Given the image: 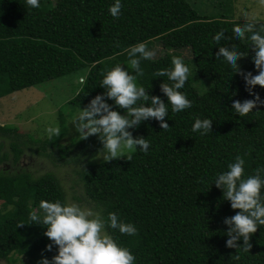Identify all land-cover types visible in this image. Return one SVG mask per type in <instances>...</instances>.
<instances>
[{"label":"trees","instance_id":"16d2710c","mask_svg":"<svg viewBox=\"0 0 264 264\" xmlns=\"http://www.w3.org/2000/svg\"><path fill=\"white\" fill-rule=\"evenodd\" d=\"M121 2V15L113 18L107 10L112 0H40V7L29 11L23 0H0V98L74 73L84 81L76 82L75 93L57 113L39 111L46 122L38 116L37 131L22 133L12 122L0 124V258L26 257L28 263L22 264H37L41 255L50 259L56 246L42 251L49 243L43 228L17 224L27 223L30 211L39 212L40 200L64 203L71 197L81 207L88 205L104 215L115 212L135 225V236L106 229L133 253L135 264H264V226L251 234L248 251L244 246H225L223 218L238 210L231 209L221 190L210 184L236 155L245 161V174L264 166V104L243 118L231 112L232 100L252 97L242 77L215 57L225 42L216 45L211 39L220 29L231 35L241 20L231 17L230 5L227 12L206 15L188 0ZM52 8L57 16L49 15ZM138 42L149 50L161 44L164 50L141 60L143 75L135 77V83L166 101L159 87L166 78L153 74L169 67L172 57H181L189 68L181 91L192 106L178 113L169 109L164 118L167 130L155 119L130 129L133 136L149 141L147 152L136 149L125 158L98 160L97 136L79 139L69 120L103 93L98 84L103 73L118 64L127 68V49ZM233 43L239 42L226 46ZM240 48L247 51L242 44ZM186 50L188 58L179 52ZM251 55L249 49L238 63L242 71L255 75ZM253 90L264 99V88L256 85ZM32 96L27 98L30 103ZM196 117L212 119L213 131L205 136L192 133ZM50 124L60 128V135L51 139L44 133ZM64 138L70 142L64 144ZM6 141L9 149L2 150ZM25 150L40 152L55 165H71L73 191L54 172L37 175L20 168ZM10 160L17 169L7 167Z\"/></svg>","mask_w":264,"mask_h":264},{"label":"clouds","instance_id":"9594fccd","mask_svg":"<svg viewBox=\"0 0 264 264\" xmlns=\"http://www.w3.org/2000/svg\"><path fill=\"white\" fill-rule=\"evenodd\" d=\"M23 7L26 11L38 9L40 0H23ZM121 8V0H112L108 14L118 18ZM225 33L224 29H220L211 39L216 45L225 42L217 47L215 57L227 64L233 74L242 77L245 91L252 97L243 101L232 100L231 112L243 118L257 104H264V99L253 90L256 85L264 88V22L244 11L240 25L232 27L231 35ZM230 41L239 43L226 46ZM241 44L246 47V52L241 51ZM249 49L252 51L253 66L258 70L255 75L251 71H242L238 63L248 55ZM153 55V51L143 42L129 47L127 68L118 64L103 73L98 83L103 93L92 97L84 107H79L69 120L79 139L97 136L101 147L96 157L102 161L125 158L127 152L136 149L147 152L149 141L140 135L133 136L130 129H136L142 121L155 119L160 129L167 130L169 125L164 118L168 117L169 109L172 113H178L192 106L191 100L181 91L189 74V68L181 57H172L169 67L158 69L153 74V78H166V82L162 80L159 85L166 101L159 96L149 95L147 88L135 83V77L143 75L141 60H150ZM83 82L81 77L80 83ZM190 130L205 136L213 131L212 119L196 117ZM44 133L51 139L60 135V128L50 124L45 126ZM126 159L131 160V157ZM244 164V159L236 155L227 164L226 170L214 175L210 184L221 190V197L229 202L231 209L238 210L223 218V224L227 226L223 233L227 237L225 246H244V250L248 251L251 234L256 232L258 226H264V166H257L251 174H245ZM31 179L35 181L38 176L34 175ZM38 208L39 212L33 210L28 213L27 223L17 224H36L43 228V236L49 243L42 251L50 252L56 246V252L50 259L41 255L37 264H135L133 253L106 231L110 229L126 236L137 234L135 225L120 219L115 212L104 215L75 202L45 199L39 201ZM238 240L243 243L237 244Z\"/></svg>","mask_w":264,"mask_h":264},{"label":"rangeland","instance_id":"374dc122","mask_svg":"<svg viewBox=\"0 0 264 264\" xmlns=\"http://www.w3.org/2000/svg\"><path fill=\"white\" fill-rule=\"evenodd\" d=\"M202 13L206 15H215L221 14L222 12H227L229 5L232 7L231 17L233 19L241 20V13L246 11L251 15H255L259 21L264 22V3H261V0H188ZM49 15L57 16L58 13L55 8H52L49 11ZM154 53L153 56H157L160 53H163L164 48L162 45H156L155 48L151 49ZM184 58L190 57L189 51H179ZM83 78V77H82ZM70 82H66V81ZM72 80V81H71ZM81 80L79 78V74H71L68 76H64L61 78H57L56 80L45 82L41 84L39 87H30L23 90L16 91L11 93L10 95L4 96L0 98V124H11L14 123L19 127V131L22 133H27L28 131H37L38 124L37 119L39 116V120L41 123H45L44 119L41 118L39 111L47 110L50 111L49 114L57 113V109L65 103L64 101L68 99V96L73 95L74 88L77 87L76 82ZM32 94L33 99L32 103L29 102L28 95ZM51 95L52 100L48 97ZM22 97L24 99H22ZM27 99V101H26ZM13 111V112H12ZM68 138L63 140V143H69ZM2 147V150H8L9 145L8 141ZM5 143V142H4ZM129 153V152H127ZM12 159V157L10 158ZM98 160L100 158H97ZM9 165L7 166L9 169H17V167L13 166L12 161H8ZM53 164L46 155L41 154L40 152L35 151H27L25 150L19 167L27 168L31 170L34 174L40 175L47 171L54 172L56 175L62 180L65 188L69 190L71 193V185L73 181H70V177L72 176L73 167L71 165L59 166ZM73 199L69 198V203H71ZM78 204V202L76 201ZM83 208L95 211L93 208L88 205L82 204ZM16 256V255H14ZM28 259L26 257H18L15 261L0 258V264H22L23 262L28 263Z\"/></svg>","mask_w":264,"mask_h":264}]
</instances>
